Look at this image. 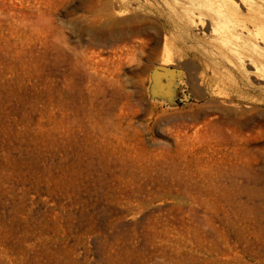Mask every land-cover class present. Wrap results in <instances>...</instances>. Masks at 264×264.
<instances>
[{
    "label": "rangeland",
    "instance_id": "obj_1",
    "mask_svg": "<svg viewBox=\"0 0 264 264\" xmlns=\"http://www.w3.org/2000/svg\"><path fill=\"white\" fill-rule=\"evenodd\" d=\"M141 1L0 0V264H264L263 82L198 43L149 102Z\"/></svg>",
    "mask_w": 264,
    "mask_h": 264
},
{
    "label": "bare ground",
    "instance_id": "obj_2",
    "mask_svg": "<svg viewBox=\"0 0 264 264\" xmlns=\"http://www.w3.org/2000/svg\"><path fill=\"white\" fill-rule=\"evenodd\" d=\"M145 2L141 1L139 6H148L161 16L164 27L174 28L179 36L177 38L170 32L172 30L164 29L158 65L184 67V71L191 68L187 62L191 60L190 49L201 43L203 55L209 52L218 68H225L232 86L238 88L247 84L244 81L254 76L264 87V0ZM120 3L123 4L120 13H125L128 10L126 0H120ZM192 59L195 61L196 57L192 56Z\"/></svg>",
    "mask_w": 264,
    "mask_h": 264
},
{
    "label": "water",
    "instance_id": "obj_3",
    "mask_svg": "<svg viewBox=\"0 0 264 264\" xmlns=\"http://www.w3.org/2000/svg\"><path fill=\"white\" fill-rule=\"evenodd\" d=\"M146 92L151 103L168 110L182 107L188 99L185 71L155 64L149 72Z\"/></svg>",
    "mask_w": 264,
    "mask_h": 264
}]
</instances>
